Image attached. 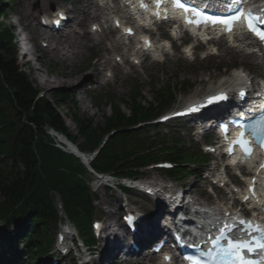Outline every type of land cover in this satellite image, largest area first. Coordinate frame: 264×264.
<instances>
[{"label": "trees", "instance_id": "16d2710c", "mask_svg": "<svg viewBox=\"0 0 264 264\" xmlns=\"http://www.w3.org/2000/svg\"><path fill=\"white\" fill-rule=\"evenodd\" d=\"M10 38L6 29L0 26V156H3L0 160L3 167L0 168V193L3 196L0 216L7 217L14 212L10 216L12 220L28 213L26 226L42 218L55 222L49 195L50 191H55L61 198L66 216L80 229L89 230L91 194L78 178L85 169L73 156L54 148L43 128H53L73 141L80 138L82 142L78 146L82 151L97 150L90 162L95 171L129 174V169L146 163L147 156L142 153L146 141L139 139L133 130L123 132L119 129L151 118L158 109L151 105L143 108L132 99L128 116L114 107L112 116L105 118L103 124H94L89 118L73 114L76 134L71 135L49 101L35 98L34 86L12 58V48L7 45ZM29 199H32L33 208L22 203L14 210L20 201ZM40 213L42 215L38 216Z\"/></svg>", "mask_w": 264, "mask_h": 264}, {"label": "rangeland", "instance_id": "374dc122", "mask_svg": "<svg viewBox=\"0 0 264 264\" xmlns=\"http://www.w3.org/2000/svg\"><path fill=\"white\" fill-rule=\"evenodd\" d=\"M38 0H34L33 2L36 3ZM56 1V0H55ZM49 0L46 1L48 4ZM29 5V4H28ZM1 20V19H0ZM4 21L5 26L8 25L9 21ZM226 46H221V49H225ZM89 51L85 50L83 52L82 58L78 59L74 62V59H72V62H74L73 66L65 68V72L72 70V69H78V67L82 66L83 64H86L89 62L90 56H89ZM205 53H200L198 56L194 58V60H186L185 58L181 57V54L179 50L177 49L176 51L172 52V55L169 56V61H166L161 63L160 65H155L151 69L147 71H141L139 69L137 72H133V75L130 76H125L124 71H120V73L117 75L115 81L113 84H107L99 89L95 90L93 93L88 94V95H80V96H75V100L77 102V114L81 116H87L89 118H93L95 122L100 121V117L102 116L103 113L109 114L110 111L108 110L107 107L103 105L104 100L101 99L98 101L99 103L95 106H93L91 103L97 100L98 96L102 95L107 98L111 95H114L116 99H119L123 97L125 94L128 93L129 91V86L134 83H139L141 84L142 87V93L144 97L147 100H151L152 95L150 93L151 90L158 89V88H165L167 86L170 87H179L181 86L182 83L189 82L191 84V88L185 90V92L180 91L174 92L173 93V99L171 102L178 103L180 100L187 99L189 97L195 96L200 94L203 90L208 89V88H216L220 85V83L223 81L222 78L225 75V69L227 68L228 65L233 62L234 64H240L238 59H230L228 56L224 55L222 50H220V54L218 56H213L209 57L206 59H202ZM37 56H41V58L45 62V67L41 66V70H36L38 67V62L35 59ZM27 61L30 63L29 67L30 68H23L24 70L30 77L31 81L35 84V86L39 87L45 92V95L47 97H52V93L55 89L59 88H66L69 87L70 85L68 84V81H65L62 85L61 84H56L59 82V80L63 79L61 78V73L60 76H57L56 74L59 73L63 68H61L60 64L52 57H48L45 54H43L42 50L36 51V54L29 53ZM17 62V61H16ZM18 63V62H17ZM220 66V70H216L215 66ZM18 66L19 63H18ZM50 67V68H48ZM252 71H256L257 68H249ZM45 71H49L52 73V76H47L45 74ZM62 71V75H64V72ZM209 76L210 78L204 82L203 77ZM53 80L54 84L47 86L45 85V80ZM59 79V80H58ZM225 83H228V79H224ZM46 86L47 88H51L50 91H46L42 86ZM68 89V88H66ZM181 90V89H179ZM181 93H185L184 95H179ZM170 102V103H171ZM169 103V104H170ZM171 103V104H172ZM56 108L58 109V112L62 116V118L65 120L67 125L69 126V129L71 132H74L73 127L71 123L69 122V117L68 114H70V110H68V106L65 104H61L60 106L56 105ZM121 110L123 112H126L125 107L120 106ZM166 111L169 110V105L166 107ZM72 111V112H76ZM164 111V112H166ZM163 112V113H164ZM185 140V139H184ZM86 183L89 184L91 187V190L95 192L97 195V199L100 205H104V203L109 204L111 207H114V210L116 207H119L118 201H116V198H119L118 193H115L114 197L115 199H107L105 198V194L101 188H96L97 182L94 183L93 179L91 176L85 177ZM189 180V179H188ZM136 198V197H134ZM97 202V204H98ZM102 208V207H101ZM105 209V208H102ZM99 210L97 207L95 209V213H97ZM112 215H115L113 213ZM37 264L40 263V258L37 259Z\"/></svg>", "mask_w": 264, "mask_h": 264}, {"label": "bare ground", "instance_id": "6f19581e", "mask_svg": "<svg viewBox=\"0 0 264 264\" xmlns=\"http://www.w3.org/2000/svg\"><path fill=\"white\" fill-rule=\"evenodd\" d=\"M74 1H75L74 7L72 6L71 8H69L70 10L69 18L71 19L70 21L67 22L68 24H66L69 35H65V36L57 35L55 37L47 36L51 42V48L50 50L46 51L47 54L52 55L56 57L59 61H61V63L63 64L61 66L62 68H64L65 66L68 65V62H70L72 59H80L82 57L83 50L89 48L88 45H84L79 41V36L77 34L74 35L76 26H78L80 30L82 29L81 36H86L84 26L87 25L89 22H95L97 25L101 26V31L105 33V36L99 39H95V38L90 39V41L93 42L95 45V50H94L95 59L91 63H86L83 65V67L86 68L84 73L82 74L79 73L77 75V72L73 69L72 71L69 70L67 72L63 71L65 69H62L59 73L56 74L57 76H60L61 73L60 77L63 78L61 80L58 79L59 82H57L56 84L58 85L61 84L60 86H63L62 84L65 81H68V84L71 87L70 93L73 97L82 95L83 93L81 92H86L83 89V86H85L86 84H89L91 89L100 87L102 82L106 79L104 76V72L107 69L111 71L112 77H117V74L118 72H120L122 64L127 65L131 71L137 70V67L132 65L130 61V57L133 55V51H131L128 48L127 51L124 52L121 50V46H112V48H110L111 46L104 43L105 39L109 40L107 39V34L112 35L108 26L109 20L106 18V15L108 14V12H106L108 6L107 1H105V3H99V0H74ZM38 7L39 8L36 10V12H32V13H28L26 12V9H24L25 10L24 18L28 19L27 22L33 25L31 27V30L33 31L35 37L39 36V32L40 34H43L38 24L35 22L38 18L37 16L49 14L43 2ZM29 18H31V20H29ZM28 27L29 26L27 25L26 29H28ZM217 44L220 45L219 43ZM113 53H116L120 56L121 62H113L111 56ZM225 54H229L231 58L236 57L240 62L242 63L247 62L252 66H258L260 64V62L258 61L259 60L258 57L244 53L241 48H231L227 50ZM146 60H147L146 58H143L141 62L142 67L147 68L150 66L146 63ZM36 70L40 71L41 69L37 68ZM62 71L64 72V75H62ZM84 75L86 76V78L82 79ZM46 79L47 80H45L44 83L45 85L50 86L54 84V81L52 79L51 80H49L48 78ZM230 81L231 84H237L241 81H244V79H242L239 76V73H235L231 76ZM45 85L42 87L46 91H50L51 88H47ZM191 128H193V126ZM109 207L110 205L107 204L105 208H109ZM144 208H146V206H144ZM207 216H208L206 218L207 222L212 221L215 217L210 213H208ZM109 218L111 219L112 216H109ZM158 218H159L158 216L154 218L153 220L154 225L145 222L144 224L148 226V227L146 226L145 228H149V227H150L149 229L154 228V226L157 225ZM108 229H111V234H113L114 236L116 235V233H118L114 228H111L109 224L104 223L102 227V232L105 233V231ZM122 236L125 238L124 235ZM109 239H111V242L107 243ZM109 239H107L104 242V244L101 246V249H102V255L104 254L103 256V261H105L104 263L108 262L112 264L113 261L109 262V259L107 258L108 255H110V257L113 258V256L115 257L116 254H119L120 252L119 244H121L125 240L123 238H119L118 240H113L110 236ZM131 255L135 256L136 254L131 253ZM144 258H145L144 256L139 255V257L136 258L137 260L133 264H146V261L149 260L146 258V260L143 261Z\"/></svg>", "mask_w": 264, "mask_h": 264}, {"label": "snow or ice", "instance_id": "6c2138e0", "mask_svg": "<svg viewBox=\"0 0 264 264\" xmlns=\"http://www.w3.org/2000/svg\"><path fill=\"white\" fill-rule=\"evenodd\" d=\"M160 2L161 0H157V7L160 6ZM173 3L175 7L183 10L184 12H192L194 16L201 17L200 20L190 19L187 21L188 23H218L224 25L226 30L231 32L233 29V24L243 19L247 22L248 31L255 34L261 41H264V28L259 26L261 24H264V17L254 15L252 10H248L247 12L244 10H240L236 15L229 17H211L204 16L202 13L195 9H189L186 5L181 3V0H173ZM141 7H146V5L141 4ZM259 11L264 12V8H260ZM157 15H159V13H157ZM254 21H258L259 24L255 23ZM128 32L129 34H131V29H129ZM224 99H227V96L224 94H220L218 96L210 97L208 103L211 104ZM197 110V108L189 109V111ZM242 143L246 144L247 142L242 141ZM245 151L249 154L251 153L250 148L245 147ZM261 168H264V164L261 165ZM253 183H255V181ZM250 191H254V189L250 188ZM247 199L248 197H245V200ZM239 223L242 226L247 225L245 231L249 236H251L253 233H259L262 239L257 240L255 239V237H253L251 242H245L244 240H240L239 238H233L228 240L227 247L223 249L224 260L231 261V264H237V262L238 264H264V255H261L259 260H251L247 259L242 254L244 251H258L260 253H264V228H262L260 225L253 224L251 221L240 220Z\"/></svg>", "mask_w": 264, "mask_h": 264}]
</instances>
